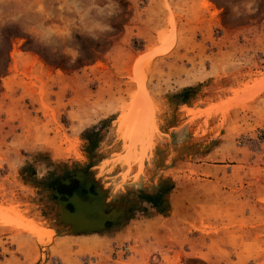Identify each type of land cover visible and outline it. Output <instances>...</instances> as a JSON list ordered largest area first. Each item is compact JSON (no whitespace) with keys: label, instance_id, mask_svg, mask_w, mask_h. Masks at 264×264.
Wrapping results in <instances>:
<instances>
[{"label":"rangeland","instance_id":"obj_1","mask_svg":"<svg viewBox=\"0 0 264 264\" xmlns=\"http://www.w3.org/2000/svg\"><path fill=\"white\" fill-rule=\"evenodd\" d=\"M83 171L127 217L59 223ZM0 264H264V0H0Z\"/></svg>","mask_w":264,"mask_h":264},{"label":"water","instance_id":"obj_2","mask_svg":"<svg viewBox=\"0 0 264 264\" xmlns=\"http://www.w3.org/2000/svg\"><path fill=\"white\" fill-rule=\"evenodd\" d=\"M81 172H77L76 179L80 180V188H84L86 193L79 195L78 190H75L71 196L66 200L71 206L72 210L68 211L64 208L66 202L59 201L56 199L58 206V216L57 219L59 223L67 227L71 233H85V232H101L103 230V222L110 221L115 223L118 221V217L122 216L123 203L119 202H104L106 198V192L100 190L99 186H95L94 193L88 191V183L82 184L81 182ZM55 197H58V193L52 191ZM84 201H82L81 198ZM115 204H121V207L117 211L111 208L106 211L107 205L113 207ZM124 212V211H123Z\"/></svg>","mask_w":264,"mask_h":264},{"label":"trees","instance_id":"obj_3","mask_svg":"<svg viewBox=\"0 0 264 264\" xmlns=\"http://www.w3.org/2000/svg\"><path fill=\"white\" fill-rule=\"evenodd\" d=\"M195 92L194 87L192 86H185L181 88L178 92L172 95L173 101L176 99L178 103H186L191 95ZM104 123V121H100L99 125L89 127L88 129L84 130L82 133V139L86 142L85 143V153L90 154L96 147L97 142L100 137V126ZM60 179H57L56 184L60 182ZM56 181L48 183V189L52 190L53 183ZM173 181L170 178H159L151 192L147 193H139L140 200L144 201L145 203L149 204L152 208L157 209L160 212H164L168 208V195L173 189ZM125 203V202H124ZM128 211H131V205L126 204L125 213L122 216L124 218L127 217Z\"/></svg>","mask_w":264,"mask_h":264},{"label":"flooded vegetation","instance_id":"obj_4","mask_svg":"<svg viewBox=\"0 0 264 264\" xmlns=\"http://www.w3.org/2000/svg\"><path fill=\"white\" fill-rule=\"evenodd\" d=\"M64 179H67V182H62V180H60V182L58 184H53V190H56V192L58 193V197H55L53 194L52 197L53 199H58L60 201H64L66 202L67 198L69 196H71V194L75 191V190H78V193L83 195L86 193V190H84V188H80L79 189V186H80V180H76L74 179L73 175L70 176H66L64 177ZM88 182V191L91 192V193H94V188H95V184L93 183L92 179L89 177V175L86 174L85 171L82 172V175H81V182ZM74 182V183H73ZM121 203H123V206L126 208V203H124L123 201H121ZM54 204H56V201L54 200ZM64 208L68 211H71L72 210V206L66 202L64 204ZM107 210L111 208L110 205H107ZM125 213V210L122 214V216L124 215ZM121 216V217H122ZM120 217V218H121ZM112 223L110 221H105L103 222V231L105 229H107L109 226H111Z\"/></svg>","mask_w":264,"mask_h":264},{"label":"bare ground","instance_id":"obj_5","mask_svg":"<svg viewBox=\"0 0 264 264\" xmlns=\"http://www.w3.org/2000/svg\"><path fill=\"white\" fill-rule=\"evenodd\" d=\"M161 49H162V48H161ZM162 50H164V49H162ZM142 88H143V87H142ZM142 88H141V89H142ZM143 92H145V91H143ZM140 93H142V91H141ZM143 96H144V95H143ZM86 183H88V182H86V181H85V182H84V181L82 182V184H86ZM100 190L105 191V190H104L103 188H101V187H100ZM79 195H80V194H79ZM79 198L82 199V197H79ZM55 201H56V199H55ZM59 201H60V200H59ZM82 201H84V200L82 199ZM104 202L106 203V198H104ZM56 204H57V203H56ZM119 207H121V204H115V203H114V205H113V207H111V209L114 210V211H117ZM121 209H123V210H122V213H123L124 208L121 207ZM56 210H57V214H58V206H57V209H56ZM106 211H108L107 208H106ZM120 217H121V216H120ZM120 217H118L117 219L119 220ZM41 230L45 231V233H47V235H50V236H51V235L53 234V231H52L51 229H41Z\"/></svg>","mask_w":264,"mask_h":264}]
</instances>
